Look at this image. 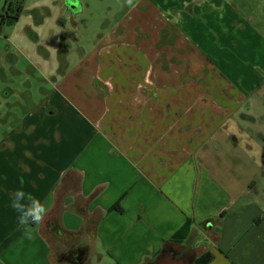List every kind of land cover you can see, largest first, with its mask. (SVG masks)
<instances>
[{
    "label": "crops",
    "instance_id": "crops-1",
    "mask_svg": "<svg viewBox=\"0 0 264 264\" xmlns=\"http://www.w3.org/2000/svg\"><path fill=\"white\" fill-rule=\"evenodd\" d=\"M192 1L168 0L172 23L113 26L46 88H2L0 264H61V246L77 264H150L164 248L264 264V24ZM61 4L42 5L78 10ZM46 22L68 51L63 15ZM20 187L49 209L32 240L9 206Z\"/></svg>",
    "mask_w": 264,
    "mask_h": 264
},
{
    "label": "rangeland",
    "instance_id": "rangeland-1",
    "mask_svg": "<svg viewBox=\"0 0 264 264\" xmlns=\"http://www.w3.org/2000/svg\"><path fill=\"white\" fill-rule=\"evenodd\" d=\"M4 1L0 0V15H6L7 6ZM56 1L24 0L26 7L21 20L12 25L6 22L0 30V118L8 109L4 95L6 91L2 93L3 87L8 85L22 90L27 87L35 89L42 85L46 88L49 83L48 79L54 81L60 77V68L70 69L79 61L82 54H88L93 46L100 47L111 39L109 36L115 32L112 30L113 26L124 28L131 24L130 29L133 31L137 28L139 32L140 30L146 31V23L149 20L156 22L157 19L163 18L172 23V19L175 18L174 11L166 12L168 0H156L158 10L151 14L147 12L142 14L147 11L144 6H149L147 0H68L71 7L78 9L74 12L75 14L65 6L46 8L42 5L56 3ZM61 1L59 0L60 4ZM197 1L203 2V0ZM205 1L208 2L211 10L222 9L223 14H226L227 11L224 8L230 7L233 14H239V17L257 20L264 24V0ZM191 2L193 3L192 0ZM60 15H63L65 21L67 37L64 44L68 51L64 50L63 44L60 48L58 45L54 47L53 40L57 35L53 36V32L42 33V28L39 26L42 20H45L52 24L53 28L56 26L55 19ZM142 17H144L141 20L143 23L140 22ZM174 24L177 26V23L174 22ZM10 100H16V97H11ZM6 128L7 125L0 120V138L5 131L9 130ZM60 250L58 260L63 261L61 264L78 263L71 256L77 253L76 250L65 249L64 246H61Z\"/></svg>",
    "mask_w": 264,
    "mask_h": 264
},
{
    "label": "clouds",
    "instance_id": "clouds-1",
    "mask_svg": "<svg viewBox=\"0 0 264 264\" xmlns=\"http://www.w3.org/2000/svg\"><path fill=\"white\" fill-rule=\"evenodd\" d=\"M19 183L23 185L21 178ZM9 206L17 213L18 226L24 229V237L28 240L34 238V229L30 225L43 224L49 211L46 202L26 192L23 187L11 193Z\"/></svg>",
    "mask_w": 264,
    "mask_h": 264
},
{
    "label": "trees",
    "instance_id": "trees-1",
    "mask_svg": "<svg viewBox=\"0 0 264 264\" xmlns=\"http://www.w3.org/2000/svg\"><path fill=\"white\" fill-rule=\"evenodd\" d=\"M9 1V11L8 14L5 15H0V28L6 24H12L15 20L18 19V16L22 10V5L20 0H6V2ZM189 230V225L188 222L184 225V227L178 231L175 235L174 238H184ZM167 248H164L162 252L166 251ZM83 255V251H77V253H73L72 258H74L76 261L81 259ZM213 259V254L209 251L199 255L193 262V264H208L211 260ZM72 261H75L71 259Z\"/></svg>",
    "mask_w": 264,
    "mask_h": 264
},
{
    "label": "water",
    "instance_id": "water-1",
    "mask_svg": "<svg viewBox=\"0 0 264 264\" xmlns=\"http://www.w3.org/2000/svg\"><path fill=\"white\" fill-rule=\"evenodd\" d=\"M192 261H193L192 254H187L183 257H175L171 251H165L159 254L156 257L155 261L150 264H192Z\"/></svg>",
    "mask_w": 264,
    "mask_h": 264
}]
</instances>
